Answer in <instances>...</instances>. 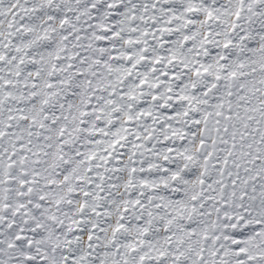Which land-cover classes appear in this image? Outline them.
I'll return each mask as SVG.
<instances>
[{
	"label": "rangeland",
	"instance_id": "374dc122",
	"mask_svg": "<svg viewBox=\"0 0 264 264\" xmlns=\"http://www.w3.org/2000/svg\"><path fill=\"white\" fill-rule=\"evenodd\" d=\"M0 264H264V0H0Z\"/></svg>",
	"mask_w": 264,
	"mask_h": 264
}]
</instances>
